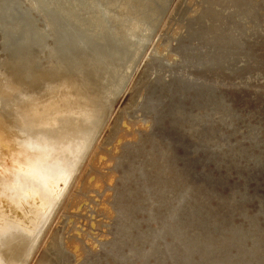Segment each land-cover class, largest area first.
I'll use <instances>...</instances> for the list:
<instances>
[{
	"label": "bare ground",
	"instance_id": "bare-ground-1",
	"mask_svg": "<svg viewBox=\"0 0 264 264\" xmlns=\"http://www.w3.org/2000/svg\"><path fill=\"white\" fill-rule=\"evenodd\" d=\"M167 2H168V0H0V162H2V166H3V177H2L3 198L0 199V217H2L3 227H4L5 234H6L5 243H4V246H3V249H2V256H3V259L6 261V264H34V259H35L36 255L42 249H43L42 250V252H43V258H42V263L41 264H68L67 261H66V259H68L69 253L71 255L73 251H76L74 249H78L77 243L74 242L73 240H70L71 241V244H68L67 245V238L64 237V236H66L65 235V233H66L65 230L67 228V227L65 228V226L63 224V221H61V219L65 217L64 216V210H65L64 208L67 205L66 204L67 203V200L70 199L69 197H71L72 195L76 194L77 189L81 186V184L83 185V181H86V177L88 178V176L83 177V181H82L81 177L83 176L82 175L83 171L85 172V169H87V171H88L90 167L92 168L93 167L92 166V164H93L92 161L93 160H95V161L97 160L96 159L97 158V154H98L97 153V149H99V148H97L98 140H99L101 134L104 132V130L106 128H108L109 125H110V117H111V113H112L113 108H114V104H115L117 98L127 88L128 84L130 82V79H131L133 70H134V68L136 66L137 59L139 57V51L140 50H139V48H136L135 47L136 45L134 43L139 38H141L143 40V39H145L147 37V35L149 34L150 31L148 29V26L144 25V23L145 24L148 23L151 26H154L158 22V20H159V18L161 16L162 7H164ZM21 9L23 10V12H25L28 15V19H27V21H24V23H22L23 20L18 19V15L19 14L16 13V12L20 11ZM252 37H253V35H252ZM231 38L232 37H230V39ZM228 42H229V40H228ZM231 42H233V41H231ZM182 50H184V49H182ZM185 52L187 53V50ZM188 52H189V50H188ZM190 53H191V50H190ZM188 56H189V54H188ZM192 57H193V55H192ZM237 57H238V55H237ZM186 59H188V58H185V60ZM192 60H193V62H196V61H194V59H192ZM251 60H254V59H251ZM258 60L259 61H257V60H255V61L260 62V59H258ZM248 61H249V59H248ZM186 62H187V60H186ZM249 62H247V63H249ZM257 62H256V65H257ZM164 63H156V62L155 63H153V62L152 63H149L148 66L146 67V70L144 72V75L142 76V78L139 81V83L141 81L143 83L144 80H148V83H149L148 87H149L152 83H156L157 84L159 82L161 84V85L159 84L160 87H161V88L159 87L160 89H156L157 87H152L151 86L152 88H154L153 91L158 90L157 92L159 94H160L159 91L164 90L166 87H168L169 90H170V86H171L170 84L171 83L168 84L169 83L168 82L167 84H165L166 82L164 83V81L168 80L167 75L172 74V70L170 69V67L167 68L164 65ZM262 63H264V62H262ZM236 64H239V63H237V61H236ZM193 67H194V65H193ZM234 67L237 69L236 66H234ZM259 67H260V65H259ZM184 68H187V67H184ZM189 68H190V66H189ZM262 68H263V66H262ZM225 70H226V68H225ZM227 70H229V68ZM239 70H240V68H239ZM195 71H196V69H195ZM174 72H175V70H174ZM194 72L192 71V73H194ZM171 78H173V76ZM176 80H178V79H176ZM180 80H182V79H180ZM169 81H170V79H169ZM191 81H192V79H191ZM183 82H184V80H183ZM190 82L186 81L185 82V85L190 86L189 85ZM146 83L144 85H146ZM172 83H174V81ZM156 84L154 86H156ZM246 84H248V83H246ZM193 86H194V83H193ZM254 86L255 85H252V88ZM145 87L146 86H144L143 88H140L139 87L137 89V91L135 92V94L132 96L133 97L132 100L134 101L132 103H134L136 105L137 102H138V104H139V102L145 98V94L148 93V92L145 93V91H146V88ZM187 87L184 86V88H185L184 90H185V94H186V96L184 98L186 100V102L184 104L185 106H183V104H182L183 102L182 101H179V102H182L180 104L183 106V108L186 107V109H187V107L189 105L188 103H190L189 102L190 98H192V97H189V95L186 93V91L188 90V88H190V87H188V88ZM194 87H196V86H194ZM262 87H264V84L262 85ZM178 88L181 89L182 87H179L178 86ZM203 88L206 89L205 86ZM256 88H259V86L256 87ZM171 89H173V87ZM200 89H202V88L200 87ZM169 90H166V91L169 92ZM181 91H183V90H181ZM192 91L190 90L189 93H191ZM157 92H155V93H157ZM164 92L165 91H163V93ZM208 92H206V93H208ZM172 93H174V92L172 91ZM178 93H176V94L174 93L175 94V97H176V95H178ZM154 94L152 96H154ZM162 95H165V94H162ZM162 95H161V97H162ZM157 96H158V99L161 98V97H159L160 95H157ZM173 96L171 94L170 96L167 95L164 98V100L169 99V102L166 100L167 103H169L168 105H167V103H163L162 102L163 100L161 101L163 103V105L166 104L165 106L167 107V109H166L167 111L166 110L164 111V109H163L164 112H161V113L165 114L164 115L165 118L160 117V119L161 118L163 120L168 119V126H169V128H168V130L167 129L163 130L162 129L163 127L162 128H160V127L157 128L158 130H159V128L162 129L163 132L164 131H168L167 133L169 135L168 136L169 139H171L172 137H174L172 131H174V130L177 131L178 130V129H175L176 126L175 127L173 126V122L179 117V116L178 117H173L174 107L177 106V105L173 106L174 103L173 104L171 103V101L173 99H175V98H173ZM180 96H182V95L180 94ZM148 98H150V97H148ZM148 98H146V99H148ZM178 98L176 97V100L177 101H178ZM158 99H156V97H154V101H157L158 102ZM180 99H181V97H180ZM184 99H181V100H184ZM150 100H151V103H148L145 100L144 101L146 103H148L149 106H151V109H154L153 106H154V104L156 102H153V99H151V98H150ZM176 100H174V101H176ZM166 101H164V102H166ZM174 101H172V102H174ZM179 102H178V105H179ZM142 103H143V101H142ZM138 104L135 106V108H137V109H139L138 106H141L142 107V106H144L145 103L144 104H139V105ZM190 104H192V103H190ZM160 105H158V106H160ZM158 106L155 105V107H158ZM145 107L144 108L146 110H149V108H150L149 107L147 109L148 106H145ZM161 108H162V106H161ZM178 108H181V107H178ZM183 108H181V109H183ZM142 109L140 108L139 110H142ZM160 109H158V113L160 112L159 111ZM131 110H133V109H131ZM155 110L156 109H154L153 112ZM188 110H190V108ZM185 111H183V112H185ZM132 112H131V114L133 115L135 112H133V113ZM146 112H149V111H146ZM183 112H181V113H183ZM144 113H145V111H144ZM161 113H159V114H161ZM228 113H230V112L228 111ZM236 113L238 115L240 113V111H239V113L236 111ZM159 114L157 115V114L153 113V115H155L153 118H155V120H156V123H155L156 126H157V123L158 124H161L160 123L161 121L159 119ZM255 114H258V113H255ZM232 115L233 114H231V116ZM240 115H242V114H240ZM258 115H260V114H258ZM187 116H189V115L186 114V117ZM191 116H193V115H191ZM191 116H189V117H191ZM210 116H212V115H210ZM124 117H122V118H124ZM132 117H134V116H132ZM228 117H230V116L228 115ZM257 117H259V116H257ZM126 118H127V116H126ZM126 118H124V119H126ZM174 118H176V119H174ZM193 118H194V116H193ZM234 118H235V116H234ZM145 119L146 118H144V120ZM183 119H181L182 122L185 121V120L183 121ZM185 119H188V118H185ZM157 120H158V122H157ZM178 120H180V119L178 118ZM234 120L236 121V119H234ZM190 121L193 122L194 120L191 119ZM207 121H209V119ZM128 122L129 121L126 122L125 120H122L121 118H119L116 123H117V126H118V124L120 126L122 125V127L123 126L126 127L128 129V131H129L131 128L129 129ZM133 122H135V120ZM139 122H140V120H139ZM220 122H219V124H221ZM143 123H144V121H143ZM151 123H152V121H151ZM163 123H164V121H163ZM163 123H162L161 126H163ZM233 123H232V125H233ZM137 124H138V122L136 120V125ZM184 124H186V123H184ZM225 124L226 123H224V125ZM132 125H134V123ZM234 125L237 126L238 124H234ZM117 126H114V127L111 128V130H110V134L111 135L113 133L115 134V132L116 133L117 132L119 133V128L120 127L117 128ZM184 126H185V128L188 127L186 125H184ZM173 127H174V129H173ZM164 128H166V127L164 126ZM230 128H232V127H230ZM211 129H209V130H211ZM158 130H156V132ZM218 130H217V132H218ZM251 130H252V128H251ZM124 131H125V129H124ZM128 131H127V136H128ZM141 131L143 132V130H141ZM141 131L139 130L138 133L141 132ZM152 131L154 132V129H152ZM176 131H174V132H176ZM222 131L226 132L225 129L222 130ZM227 131H229V130H227ZM233 131L231 129V132H233ZM135 132L136 133L132 134V136H134L135 134H137V131H135ZM149 132H151V131L149 130ZM153 132H152V135H153ZM163 132H160V133H163ZM248 132L250 133V131H248ZM120 133H122L121 136H124V134L126 135V132L123 133V131H122ZM164 133H166V132H164ZM164 133L162 135L165 137L166 134L164 135ZM204 133H206V132L204 131ZM226 133L228 134L229 132H226ZM234 133H235V131H234ZM201 134H203V133L201 132ZM207 134H209V132H207L206 135ZM230 134L232 135V133H230ZM252 134H254V132ZM139 135H137V136L139 137ZM158 135H160V134H154L153 136L155 137V136H158ZM250 135L251 134H249L248 136H250ZM109 136H108V139H109ZM153 136H152V138H153ZM210 136H212V135L210 134ZM134 137H132V138H134ZM138 137L136 139L137 141L139 139ZM144 137H142L143 139L142 138L140 139V141L143 140V143L145 142L144 139H146V140L149 139V138H146V137L144 138ZM225 137H226V135H225ZM225 137H222V138H224L225 141H228V138L226 140ZM257 137L258 136H256V138ZM262 137H263V135H262ZM204 138L205 137L203 136V139ZM206 138H210V137H206ZM172 139H174V138H172ZM248 139H249V137H248ZM250 139H252V137ZM136 140L134 141V143L136 142ZM160 140H161V138H160ZM174 141H176V139ZM177 141H179V140H177ZM105 142H107V141H105ZM131 142H128V143H131ZM248 142H249V140H248ZM253 142H254V140H253ZM146 143H148L149 145L154 144L152 142H151V144H150V142H146ZM170 143H171V141H170ZM172 143H173V140H172ZM233 143H234V141H233ZM254 143H258V142L256 141ZM124 144H126V143L124 142ZM137 144H136V146H137ZM155 144H157V143H155ZM168 144H169V142H168ZM248 144H251V143H248ZM259 144H261L260 141H259ZM262 145H264V144H262ZM103 146H105V145H103ZM134 146H133V148H134ZM157 146H155V147H150L149 146L150 148H152L153 153L151 152L152 153L151 156H153L154 158H153V162L152 161H149V160L148 161L151 162V167L154 170L157 168V164L159 163V159H160V157L157 155V152L159 151V153H160L162 151V150H157L156 149ZM174 146H176V145H174ZM219 146H220V144H219ZM225 146L228 147V144L225 145ZM236 146H237V143H236ZM241 146L243 147L245 145L241 144ZM111 147L113 148L114 146H111ZM145 147H146V144H145ZM170 147H172V145H170ZM177 147H179V146H177ZM102 148L103 147H101V149ZM138 148H139V146H138ZM150 148H148V149H150ZM157 148L159 149V147H157ZM166 148H165V150H166ZM221 148H223V147H221ZM246 148H242V149L245 150ZM103 149H105V148H103ZM121 149H122V147H121ZM136 149H135V151H136ZM139 149H138V151H136V153L137 152L139 153ZM141 149L143 150L144 148L141 147ZM183 149L185 150V147ZM213 149L215 150V148H213ZM225 149H227V148H225ZM231 149H232V145H231ZM255 149H257V148H255ZM112 150L113 149H111V151ZM129 150H131V149H129ZM216 150H217V148H216ZM229 150H228V152H229ZM115 151H117V149H115ZM212 151H210V152H212ZM221 151H223V150H221ZM101 152H102V150H101ZM101 152H99V155H98V158H100L99 161L106 158V157H104V155L107 154V150H106V152L103 151V152H105V153L102 152L103 154H100ZM112 152H111V154H112ZM132 152H131V154H132ZM250 152H252V151H250ZM262 152H264V151H261V155H262ZM121 153H122V150H121ZM166 153H167V151L165 152V154ZM242 153H243V151H242ZM111 154H109V155H111ZM127 154L128 153H126V155H124V156L126 157ZM140 154H138V156H139V157L137 156L138 158L142 157V155L140 156ZM210 154H212V153H210ZM213 154H214V152H213ZM227 154H229V153H227ZM235 154H236V152H235ZM253 154H254L253 152H252V154L250 153L251 156ZM115 155L116 154H114V156ZM147 155H148V153L145 155V158H146ZM172 155L173 156L171 158H174V156L176 157V155H174V153ZM215 155H217V153H215ZM219 155H223V154H219ZM250 155H249V159H250ZM94 156H95V158H94ZM118 156H117V158H118ZM129 156L131 157L130 154H129ZM157 156L159 157V159L157 158ZM163 156L165 157V155H162L161 157H163ZM167 156L169 157L170 155H167ZM243 156H242V158H243ZM121 157H123V156H121ZM132 157H136V155L135 156H132ZM212 157L215 158V156H212ZM244 157H246V156H244ZM253 157H254V155L252 156V158ZM209 158H211V157L209 156ZM123 159L122 160H121V158L119 159L120 162L118 163V165L117 164L116 165L114 164L115 165V168H116V166L117 167H121V170H122V168L124 169V168L129 167L128 170H129V172H131L132 167L135 169V167L138 165V164L137 165L135 164V167H134V165L133 166L132 165L129 166L127 164H129L128 163L129 162L128 160H130V159H128V160L127 159L123 160ZM148 159H149V157H148ZM109 160L110 159H108V161ZM113 160H114V158H113ZM136 160L137 161H135L134 158H133V160L131 159V162L130 163L132 164V161L138 163V160H140V159H136ZM243 160L244 161L242 162V164L245 162V159L244 158H243ZM144 161H145V159H144ZM146 161H147V159H146ZM165 161H166V159H164V162ZM211 161H212V159H211ZM234 161L236 162V160H234ZM251 161H254V160H251ZM262 161H263V159H262ZM149 162H147V163H149ZM167 162H169L168 159H167V161L165 163H167ZM194 162H195V160H194ZM218 162H220V161H218ZM248 162H250V161H248ZM139 163L141 164V162H139ZM165 163H163V164L166 166ZM173 163L171 162V164H173V166H175V162L174 161H173ZM94 164H95V162H94ZM98 164H99V162H98ZM167 164H169V163H167ZM212 164H213V162H212ZM239 164H241V163H239ZM246 164H247V161H246L245 165ZM144 165H146V163ZM148 165L150 166V163ZM148 165H146L144 167H147ZM160 165H158V166H160ZM248 165H250V163ZM259 165H261V164H259ZM141 166L143 167L142 164L140 165V167ZM161 166L158 167V168L159 169L160 168H165V167H161ZM169 166H170V164H169ZM192 166L193 165H191V167ZM214 166H215V164H214ZM237 166H238V164H237ZM256 166L258 167V165H256ZM100 167H101V165H100ZM140 167L137 166L136 168L137 169L138 168L140 169ZM188 167H190V166H187V168ZM243 167H245V166H243ZM260 167L262 168V165ZM217 168H218V166H217ZM217 168H216V170H217ZM102 169H104V168H102ZM112 169H113V167H112ZM137 169H135V170L137 171ZM172 169L175 170V167L172 168ZM245 169H246V167H245ZM262 169H264V168H262ZM125 170H123L121 172L123 173V172H125ZM135 170H133V172H136ZM141 170H143V169H141ZM145 170L147 171L146 168H145ZM220 170H223V169L221 168ZM257 170H261V169L259 168ZM116 171H117V169H116ZM119 171L120 170H118L117 172H119ZM149 171H151V170H149ZM162 171H164V170L162 169ZM173 171H171V172H173ZM249 171H251V170L249 169ZM90 172H91L90 170H89L88 173L86 172L87 175L90 174ZM96 172L98 173L97 168H96ZM96 172L95 173H91V174L96 175ZM139 172L138 173L136 172V173L137 174H140L141 172L140 173ZM164 172H162V173H164ZM167 172H166V174H167ZM175 172H176V170H175ZM144 173H145V175L148 174V173L142 171V174H141L142 177L143 176L145 177V175H143ZM162 173L159 174V173L156 172L155 173V176H156V174L157 175L159 174L160 176H162L163 175ZM168 173H170V172H168ZM113 174H115V173H113ZM135 174H134V176H135ZM101 175H102V173H101ZM101 175H100V177H96L97 178L96 179V182H97L96 184H99V186L101 184L99 182L102 180ZM110 176H111V174H110ZM120 176H122V175H120ZM130 176H132V174ZM160 176H158V177L156 176V177L159 178V180H161ZM123 177H126V175L123 176ZM123 177H122V179H123ZM174 177H175V173H174ZM84 178H85V180H84ZM89 178H90V180L92 179L91 176ZM112 178L113 177L111 176L110 177V180H113ZM133 178L135 179L136 176L133 177ZM143 178L141 180H143ZM130 179L132 180L131 177L129 179H126V180H130ZM170 179H171V177H170ZM133 180H132V182H133ZM141 180L139 182L142 183ZM147 180H148V178L146 179V181ZM163 180H164V178H163ZM165 180H167V179H165ZM137 181L138 180H136L134 182L136 183ZM172 181H174V180H172ZM106 182H105V184L107 186V183ZM109 182L111 183L112 181H109ZM124 182H125V180H124ZM126 182H128V181H126ZM157 182L158 181H156L154 183L151 182L152 184L150 182H148V183H150V185H153L154 184V186H156L155 183H157ZM161 182H158V183L160 184ZM120 183H121V181H120ZM148 183H144L143 182L144 185L145 184H148ZM123 184H125V183H123ZM127 185L129 186L130 184H127ZM139 186L141 187V185H139ZM149 186H147V187H149ZM158 186H160V185H158ZM164 186H166V185H164ZM169 186H167V188ZM143 187H144L143 190H140V191H142V194L141 195H143V196H145V197L148 198V196H146V194H144L145 191L147 193L148 190L145 188L146 186H143ZM128 188H130V186ZM128 188H126V189L128 190ZM134 188H136V187H134ZM137 188H139V187H137ZM155 188L156 187H154V189ZM162 188L163 187H161V192H162ZM108 189H109V187H108ZM131 189H133V188H131ZM150 189H152V188L149 187V190ZM157 189H158V187H157ZM168 189H167V191H168ZM103 190H104V188H103ZM104 191H101V194ZM124 191H126V190L124 189ZM187 191H189L188 192L189 194L192 193V191L190 192V190H186V192ZM96 192H100V190L99 191L96 190ZM122 192H121V194H122ZM127 192L128 191H126V193ZM136 192H137V190H136ZM136 192H130V194L131 193L134 194ZM152 192L153 193H151V190H150V193L152 194L151 197L154 198L155 196H153V195L156 194V193H154L155 191H152ZM184 192H185V190H184ZM238 192H240V191H238ZM123 193H125V192H123ZM158 193H159L160 197L163 195V193L161 195V193H160L159 190H158ZM121 194L118 195L117 200L119 201L118 206H120L121 207L120 209L123 210L122 207H127L128 204L126 205V202L127 201H124L125 203L123 202V200H125L124 198H126V197L123 196L124 194L122 196H120ZM196 194H200L201 195L202 193H196ZM241 194H243V192ZM135 195L136 196H139L140 195V192H139V194L136 193ZM148 195L150 196V194H148ZM109 196H111V195H109ZM125 196H127V198L129 197L127 194ZM177 196H179V195H177ZM73 197H71V198H73ZM79 197H81V196L79 195L78 196V199H79ZM83 197H85V196H83ZM131 197H133V196L131 195ZM131 197H129V198H131ZM157 197L159 198L158 194H157ZM167 197H168V195H167ZM181 197H183V195ZM194 197H195V194H194ZM196 197H198V196H196ZM207 197H208V195H207ZM147 198H144V199H147ZM163 198H165V197H163ZM189 198H190V196H189ZM199 198L200 197H198V199ZM229 198L232 199V197H229ZM241 198H243V196ZM78 199L75 196V200L78 201ZM144 199H142V200L145 201ZM167 199L168 198H166V200ZM180 199H184V197L183 198H180ZM75 200H73V201L75 202ZM134 200H136V199H134ZM140 200H141V198H140ZM225 200H226V198H225ZM236 200H238V199H236ZM240 200H238L237 202L239 203L241 201H244V203H245V200H241V201ZM80 201H81V199L78 201V203H82V201L81 202ZM132 201H133V199H132ZM132 201L131 202L129 201V202L133 204L134 202H132ZM177 201H179V200H177ZM203 201H207V200H202V201L200 200L199 202L203 203ZM235 201H232V202H235ZM69 202H72V199H71V201L69 200ZM138 202H139V200L137 201V203ZM149 202L151 203V200ZM165 202H167V201H165ZM221 202H224V199ZM237 202H235V203L237 204ZM137 203H136V205H137ZM150 203H149V205H150ZM204 203H206V202H204ZM241 203H239V204L241 205ZM167 204L166 205L164 204V207H166ZM172 204H174V203H172ZM180 204L181 203H179V205L177 204V206L180 207ZM185 204H187V203H185ZM195 204H196V202H195ZM219 204H221V203H219ZM230 204H231V206L233 205L232 203H230ZM69 205H70V203H69ZM75 205L76 204L74 203V206ZM124 205H126V206H124ZM149 205L147 204V208H149ZM151 205L154 206L153 204H151ZM157 205L160 207V205L158 203H157ZM202 205L204 206V204H202ZM72 206H73V204H72ZM72 206H71V208H72ZM129 206H130V208H132V205H129ZM158 206H157V208H158ZM168 206L170 207L171 205H168ZM177 206H176V208H178V210H179V207H177ZM224 206H225V204H224ZM231 206H229V207H231ZM233 206L231 208H233ZM154 207H156V206H154ZM174 207L175 206L173 205V209H175ZM227 207H228V205H227ZM71 208H69V209H71ZM147 208L145 210H147ZM157 208H155V209H157ZM203 208L206 209L207 206H204ZM208 208H209V206H208ZM221 208H223V207H221ZM231 208H230V210H231ZM73 209H71L72 210V213H73ZM77 209L78 210H81L79 208V206L77 207ZM135 209H137V208H135ZM153 209L154 208H152L151 209L152 211L151 210L150 211L151 212L155 211V209L154 210ZM173 209H172L171 212H174L175 211V213H176V210L173 211ZM131 210H129V211H131ZM165 210L168 211L167 209H165ZM240 210H241V207L237 211L240 212ZM107 211H106V213H107ZM123 211L121 212V210H120V213L123 214ZM139 211H141V210H139ZM180 211H181V209H180ZM205 211H207V210H204V212ZM225 211H229V209H227ZM76 212H78V211L76 210ZM76 212H75V214H76ZM151 212H149V214ZM199 212H201V211H199ZM199 212H197V214H198L197 218L201 215V214L199 215ZM213 212H216V209L213 210ZM219 212H217V214ZM241 212L243 213V211H241ZM68 213H66V215ZM125 213L126 212H124V214ZM164 213H166V212H163V214ZM182 213L184 214V212H182ZM182 213H181V215H183ZM60 214H61V216H60ZM71 214H70V216H71ZM153 214H154V212H153ZM153 214H152V217L150 216L152 219H154L151 222H154L155 219H156V218H154ZM157 214L155 213L156 216H157ZM171 214L172 213H170V216H171ZM177 214H175V215L177 216ZM194 214H195V212H194ZM206 214L208 215L209 213H206ZM217 214H216V216H217ZM123 215H121V216H123ZM160 215L162 216V214H160ZM178 215H180V212H179ZM202 215H203V210H202ZM222 215H223V213H222ZM222 215H220L221 218H222ZM256 215H253V216L255 217ZM260 215L258 217H260ZM73 216H76V215L73 214ZM121 216H120V218H122ZM127 216L130 217L131 216V213H129V215H126V217ZM176 216H175V218H173L174 216L172 217L173 220L174 219L176 220ZM213 216L211 217L212 219H213ZM220 216H219V218H220ZM240 216H241V214H240ZM242 216H243V214H242ZM66 217L68 218V215ZM124 217H125V215L123 216V219L126 220L125 219L126 217L125 218ZM159 217H158V219H159ZM243 217H245V216H243ZM243 217H242V219H244ZM254 217L253 218L250 217V218L251 219H255ZM258 217L256 216V218H258ZM130 218H131V220H129V221H134L135 220V219L132 220V217H130ZM165 218L166 217L164 216V218L161 217L160 219H165ZM191 218H193V217H191ZM194 218L197 219L196 216H194ZM247 218H248V215H247V217L244 220L246 221ZM261 218H263V217H261ZM261 218L259 219L260 221H262ZM123 219L121 221L122 222H125ZM169 219H170V217H169ZM193 219H191V220L193 221ZM198 219H197V221H198ZM207 219H208V217H207ZM251 219L248 218V221L251 220ZM65 220L67 221L68 219H64V223L66 222ZM256 220H255V222H256ZM263 220H264V218H263ZM167 221H169V220H167ZM197 221L196 222L194 221V223L196 225H197L198 222H201V221H198V222ZM207 221H205V222H207ZM222 221H224V220H222ZM245 221H244V223L247 224V222H245ZM162 222H163V220H162ZM205 222H202L203 223L202 225H204ZM236 222H238V221H236ZM118 223H120V221ZM118 223H115V224H118ZM126 223L124 224V227H125V225H128V223L127 224ZM129 223H131V222H129ZM157 223H158V221H157ZM164 223H166V221ZM173 223L175 224V222H173ZM173 223H170L169 225L171 227H173L174 225H171ZM244 223L242 225H244ZM258 223L260 224L261 222H258ZM258 223H256V224H258ZM132 224H133V222H132ZM158 224H160V223H158ZM176 224H178V223L176 222ZM179 224H181V223H179ZM191 224H192V222H191ZM198 224H200V223H198ZM217 224H218V227H221L220 226L221 224H219V223H217ZM250 224H248V225H250ZM253 224H254V222H253ZM263 224L261 223L260 225H263ZM65 225H67V224L65 223ZM260 225H259V228L258 229L256 228V230H254V232L255 231L257 232L260 229L259 230L260 232L258 234L259 235L262 234V236L264 238V233H262L261 226ZM224 226L225 227L228 226V228H229V225H225L224 224ZM246 226H244V227H246ZM250 226H247V227H250ZM55 227H57V228H55ZM117 227H118V225H117ZM117 227L115 229H118ZM124 227L122 228L119 225V228L120 229L122 228V230L124 229ZM160 227H161V224H160ZM183 227H184V225H183ZM193 227H195V226H193ZM196 227H198V225ZM205 227L207 228V224L206 223H205ZM205 227H204V229H205ZM231 227H232V225H231ZM256 227H258V226H256ZM112 228L114 229V227H112ZM165 228L169 230V228H167L166 226H165ZM177 228L179 230H181L182 232L185 233V237H187L188 234L190 233L188 231H191V230H188V229H187L188 231H184V230H182V227H180L181 229L179 227H177ZM191 228H192V226L190 227V229ZM221 228L223 229L224 227L222 226ZM263 228H264V226H263ZM120 229H118V230H120ZM158 229L160 230L161 228H158ZM163 229L164 228L162 227V230H160V232L163 231L165 234H167ZM170 229H172V228H170ZM222 229H215V230H218L219 233L221 234V231L220 230H222ZM226 229H224V230H226ZM209 230H211V229H209ZM224 230H222V232H224ZM248 230H246L247 233H249ZM169 231H170V234H171L170 236L173 237L174 242L176 243V245L179 246V248L181 250L180 249H176L177 247H175L174 244H172L173 243V240L172 241H169V239L171 240V238L168 239L169 242H172L171 244L169 242H167L165 239H164L165 240V242H164L163 235H162L163 232L162 233H159V231H158L156 233V236L159 233V238H158V236H157V238L163 240L164 245H165V248L162 251L165 253L164 255L166 256V262L164 260L165 259V257H164V258H162L164 260L163 262L161 260H160L161 262L159 261L160 264H162V263L166 264L167 262L169 264H200L201 262L199 263L198 261H195V260L197 258L198 259H201L203 256L202 257L199 256L196 259L194 257V256H196L195 254L200 255V251L201 250L197 246V244L199 245V243H195V245H191L192 241L190 243L187 240L185 241V239H187V238H185V237H184L185 239L182 238L184 236V234H180L178 231H174L173 229L172 230H169ZM229 231L230 230H228V233H229ZM115 232H116V230H115ZM126 232H127V230H126ZM186 232H188L187 233V236H186ZM215 232H214V229H212V233L215 236H217L218 234L216 235ZM231 232H233V230ZM240 232H242V231H240ZM120 233H122V232H120ZM207 233H208L207 235L209 236L210 235L209 234V231H207ZM114 234H116V233H114ZM117 234H119V232ZM125 234L127 235V233H125ZM151 234L152 233H150V235ZM225 234H227V233H225ZM225 234L223 233L222 235H225ZM230 234H232V233H230ZM126 235L123 234L124 237ZM222 235H221V237H222ZM255 235H256V233H255ZM153 236H154V234H153ZM200 236L202 237V235H200ZM204 236L203 237L205 239H203V240H207L205 234H204ZM218 236H220V235H218ZM245 236H248V235L245 234ZM118 237H119V235H118ZM150 237H149V239H151ZM214 237L212 239H214ZM227 237L229 239V236H227ZM146 238H148V235H147ZM154 238L155 237H153L152 239H154ZM198 238L200 239V237H198ZM207 238L211 239L210 236L207 237ZM224 238H226V235L224 236ZM224 238L222 240H225ZM248 238H247V240H249ZM256 238H255V240H252V242L253 241L255 242L256 241ZM258 238H259L258 240H260L261 239V236L258 237ZM119 239H121V238H118L117 240H119ZM158 239L157 240H153L152 241L153 243H151L150 240L148 241L146 239L147 240L146 243L150 242V244L154 246L157 243ZM251 239H253V237ZM251 239H250V241H251ZM114 240L116 242V238L113 239V241ZM126 240H127V238H126ZM136 240L137 239H135V242H136ZM218 240H216L217 244H219ZM222 240H221V242H223ZM111 241L112 240L110 239V242ZM129 241L133 242L132 245L135 243L133 240H129ZM141 241H142V239H141ZM209 241L210 240H208L207 244L209 243ZM233 241H234V238H233ZM262 241H264V240H262ZM119 242H120V240H119ZM131 242H129L130 243V245H129L130 247H131ZM137 242H138V240H137ZM199 242H200V240H199ZM213 242H215V241L213 240ZM227 242H228V244L230 243V245H233L232 240H229V241L227 240L226 243H225V245L227 244ZM236 242L239 243L241 241L237 240ZM254 242L252 243L253 245L252 244H249V246L252 245V247H250L251 248L250 250H252L253 246L256 248V246L258 245V243H256V242L254 244ZM122 243H124V241ZM126 243H127V245L129 244L128 242H126ZM139 243L140 242H138V244L136 243V245H138V247H136V249L137 248L139 249V245H140ZM158 243H160V242H158ZM201 243H202V241L200 242V244ZM259 243H264V242H260L259 241ZM100 244H102V243H100ZM118 244H117V246H118ZM213 244L212 245H209L208 244L206 246V248L208 247L209 249L215 251V248L212 247ZM106 245H109V244H105V245H103V247L104 246L106 248L109 247V246H106ZM220 245L221 244H219V246ZM244 245H246V244H244ZM98 246H99V244H98ZM114 246H116V245L113 244V248H114ZM120 246H121V244H120ZM129 246H128V250L130 251V250H132V247H134V246H132L131 249L129 248ZM249 246L247 245L248 248H249ZM258 246H260V248L261 247L264 248V245L263 246L258 245ZM88 247H90V246H88ZM119 247H118V250H120ZM151 247L148 246L147 248L150 249ZM154 247H157V244ZM202 247H203V244H202ZM240 247H241V245H240ZM242 247H241V249H242ZM98 248H99L100 252H102L101 250H104V252H106L105 251V248L100 249V248H102L100 246ZM98 248H97V250H98ZM113 248L111 247L112 250H109V251H113ZM125 248L126 247H123L124 250H125ZM143 248H145V247H143ZM143 248H142V246H140V249L143 250ZM204 248H205V245H204ZM223 248L224 247L222 246V250H224ZM237 248H236V250H237ZM255 248H253V249L255 250ZM260 248L258 247L259 250H261ZM72 249H73V251L71 252ZM138 249L135 250V248H134V250L136 252H138ZM198 249H199V251H198ZM220 249H219V252L222 251ZM91 250H89V251H91ZM118 250H115V252L118 251ZM142 250H140V251H142ZM144 250H143V252H144ZM153 250H154V248H153ZM155 250H156V248H155ZM203 250L205 251V249H203ZM230 250H231V248H230ZM257 250L254 251L255 255L257 253L256 252ZM263 250H262V252H263ZM109 251L107 250V252H109ZM120 251H122V250H120ZM159 251H160V249L157 252H159ZM207 251H209V250L207 249ZM207 251H205L204 253H206ZM104 252H102V253H104ZM124 252L123 253L121 252V253L124 254V255L127 254L126 251H124ZM130 252H132V251H130ZM241 252L239 251V254ZM244 252L245 253H242L243 254L242 255L243 257L246 256L247 255V252H248V251L246 252V247L244 249ZM250 252L248 253V255H250L249 257L251 258V257H253L254 253H253V250H252V253H250ZM97 253L98 252H96L95 254L93 253V254L96 256ZM148 253L150 255V252L149 251H147V254ZM154 253H152V254L154 255ZM202 253H203V251H202ZM108 254H110V252L107 253L106 255L108 256ZM138 254H140V252L137 253V255ZM141 254H142L141 255V258L142 257L143 258L145 257V259L147 260L148 255L146 253H141ZM206 254H208V252ZM228 254H229V252H228ZM239 254H234V255H239ZM73 255L74 254H72V256ZM92 255L90 257H93ZM98 255H99V253H98ZM102 255H101V257H102ZM115 255H113V256H115ZM146 255H147V258H146ZM261 255H259V256H261ZM74 256H76V255H74ZM74 256H73V258L76 259V257H74ZM138 256L140 257V255H138ZM150 256H152V255H150ZM212 256L213 255H211L209 258H211ZM94 257L91 258V259H94ZM103 257H105V255ZM118 257H121L119 259V261L122 260V262H125V261H123L124 259L122 258V256H118ZM118 257H117V259H118ZM124 257H125V259L128 258V256L126 257V255ZM132 257H133V253H132ZM224 257H226V260L225 261L228 262L229 261V260H227L229 258L228 255L227 256L225 255ZM249 257L247 258V262L248 263H249L250 260L254 259V258L249 259ZM254 257L256 259H258L256 256H254ZM85 258L86 257H84V259ZM143 258H142V260H143ZM150 258L152 260V257H150ZM205 258H207V256ZM209 258H208V260H209ZM221 258H219V261H220ZM223 258H222V260H223ZM70 259H71V257H70ZM109 259H110V257H109ZM112 259L114 261L115 257L112 258ZM128 259L130 260V258H128ZM202 259H204V257ZM238 259H240V258H238ZM248 259H249V261H248ZM260 259H258V260L261 261ZM96 260H99V258L95 259L94 262ZM133 260L137 261L136 263H139L138 262V257H137V260H136V255H135V259H133ZM142 260H140L141 261V264H142ZM151 260L148 258L147 261L149 262ZM240 260H242V259H240ZM245 260L246 259H244V261ZM263 260H264V257H263ZM102 261H103V259H102ZM102 261H100V262H102ZM115 261H116V259H115ZM132 261H130V263H133L134 264L135 262L134 261L132 262ZM201 261H204V260H201ZM217 261H218V259H217ZM217 261H214V262L216 263ZM225 261H223V263ZM94 262H93V264H98V263L100 264V262H95V263ZM104 262L105 261H103V263ZM107 262H108V259H107ZM107 262H105V264H107ZM154 262H156V261L154 260ZM229 262H231V261H229ZM252 262H255V260L254 261L252 260ZM70 263H71V260H70ZM80 263L87 264L88 262L84 263V262H81L80 261ZM126 263H127V259H126ZM144 263L145 264H149V263H146L145 261H144ZM257 263H259V262H256L255 264H257ZM261 263L263 264V262H261ZM261 263H259V264H261ZM128 264H129V262H128ZM150 264H151V262H150ZM156 264H157V262H156ZM240 264H241V262H240ZM252 264H254V263H252Z\"/></svg>",
	"mask_w": 264,
	"mask_h": 264
},
{
	"label": "rangeland",
	"instance_id": "rangeland-1",
	"mask_svg": "<svg viewBox=\"0 0 264 264\" xmlns=\"http://www.w3.org/2000/svg\"><path fill=\"white\" fill-rule=\"evenodd\" d=\"M16 13L19 14L18 15V19L23 20L22 23H24V21H27L28 15L25 12H23L22 9L20 11L16 12ZM144 25L148 26V29H149L150 32H149V34L147 35V37L145 39L142 40L141 38H139L134 43L136 45L135 47L139 48L140 51H139V57L137 59L136 66H135V68L133 70L130 82H129L127 88L125 89V91L117 98V100H116V102L114 104L113 111L111 113L110 125H109L108 128H106L104 130V132L101 134V136H100V138L98 140L97 148H99V149H97V153L98 154L96 153L97 154V158H96L97 160L96 161L95 160L92 161L93 162V164H92L93 167L89 168V170L91 171L90 174L87 175V173L89 172V170L87 171V169H85V172L83 171V173H82L83 176L81 177L82 181H83V177L88 176V178L86 177V181H83V185L81 184V186L77 189L76 194H74L77 197V199H78L79 195L82 197V198L79 197V199H78V201L81 199L82 203H78V201L75 200V196L72 195L71 197L74 196L73 197L74 199L69 197L70 199L67 200V203H66L67 205L64 208L65 209L64 210V216L66 217L68 215V218L64 217V218L61 219V221H63V224H64L65 228L67 227L66 230H65L67 234L65 233L66 236H64V237L67 238V245L71 244L70 240H73L78 245V249H74L76 251H73V249L71 250V252L73 251L72 254L76 255V256L73 255L74 257H76V259H74L72 254L70 255V253H69V255H68L69 256L68 257L69 260L66 259L67 263L68 264H71V263L72 264L73 263L74 264H79L80 261H81V262H84V263L88 262L87 264H93L94 260L99 258V260H96L95 262H100V261H102V259H103V261L107 262V259H108L107 264L108 263L109 264H119V263L120 264H125L126 263V259H127V263L126 264H128V262H129V264H133V263H130V261L135 259V255H136V260H137V257H138V262L141 264L140 260H142V258H143V257L141 258V255H142L141 253H146L147 254V251H149L150 255H152V256H150L149 253L147 255H148V258L150 260H151L150 257H152V260L148 262L147 261L148 260L147 255H146L147 260L145 259V257L143 258V260L146 263H149V264H150V262H151V264H154V263L156 264V262H157V264L158 263L160 264L161 261L163 262L165 260V262H166V256L164 255L165 253L162 250H164V248H165V245H164L165 240L167 242L173 240V237L170 236L171 234H170V231H169V230L173 229L174 231H178L180 234H184V236L182 235L183 236L182 238L183 239L187 238V239H185V241L187 240L190 243L192 241L191 245H195V243H199V245L197 244V246L201 250L200 251V255L195 254L196 256H194V257H195V259L197 257H199V256L200 257H202V256L204 257V259H202L203 258L202 257L201 259L197 258L198 260L197 259L195 260V261H198L199 263L201 262L200 264H202L203 262L205 264H213V263L214 264H218V263L219 264L220 263L221 264H225L227 262V261H225L226 260V257H224L225 255L226 256L228 255V257L230 258L229 259L227 257L228 258L227 260L231 261V262L228 261L227 262L228 264H236V263L240 264V262H241V264H245V263L246 264H252V263L255 264L256 262H259V263L263 262V264H264V260H263V257H264V250L263 249L264 248L263 247L260 248V246H258V245H261V246L264 245V243H259V241L260 242H264V241H262V240H264V238H263L262 234L261 235L258 234L260 232L259 231L260 229L257 232L256 231L254 232V230H256V228L257 229L259 228V225L261 223L262 224L264 223V220H263V218H264V169H262V168H264V165H263L264 164V152H262V155H261V151H264V147H263L264 145H262V144H264V87H262V85L264 84V63H262V62H264V0H168L166 5L164 7H162L161 16H160L158 22L154 26H151L148 23H146V24L144 23ZM252 35H253V37H252ZM230 37H232V38L230 39ZM228 40H229V42H228ZM231 41H233V42H231ZM182 49H184V50H182ZM186 50H187V53L185 52ZM188 50H189V52H188ZM190 50H191V53H190ZM188 54H189V56H188ZM192 55H193L194 58L192 57ZM237 55H238L239 58L237 57ZM185 58H188V59H186L187 62H186ZM257 58L260 59V62H257V61H259ZM192 59H194V61H196V62H193ZM248 59H249L250 62L248 61ZM251 59H254V60H251ZM239 60L240 61L242 60V61L240 62ZM255 60H257V61H255ZM236 61L239 64H236ZM246 61L249 62V63H247ZM152 62L153 63H155V62L156 63H164V65L167 68L170 67V69L172 70V74L167 75L168 80L164 81V83L166 82L165 84H167L168 82H169L168 84L171 83L170 84L171 85L170 86V90H169L168 87L165 88L166 90H169V92L166 91L165 89L159 91L160 94L157 92L158 90L153 91L154 88H152V87H157L156 89H160L161 88L160 87L161 84L159 82L157 84L156 83H152L149 87H148V85H149L148 80H144L145 83L147 82L146 85H144L145 83L143 82L144 83L143 84L142 81L139 83V81L141 80L142 76L144 75L146 67L148 66L149 63H152ZM256 62H257V65H256ZM258 64L260 65V67H259ZM193 65H194V67H193ZM261 65L263 66V68H262ZM189 66H190V68H189ZM234 66H236L238 70ZM184 67H187V68H184ZM225 68H226V70H225ZM228 68H229V70H227ZM239 68H240V70H239ZM195 69H196V71H195ZM174 70H175V72H174ZM192 71L193 72L195 71V72L192 73ZM172 76H173V78L175 76L176 77L173 79V78H171ZM179 78L182 79V80H180ZM169 79H170V81H169ZM176 79H178V80H176ZM191 79H192L193 82L191 81ZM183 80H184V82H183ZM173 81H174V83H172ZM186 81H188V82L191 81L190 84H189L190 86L185 85ZM193 83H194V86H196V87L193 86ZM246 83H248V84H246ZM155 84H156V86H154ZM252 85H255L256 87L259 86V88H256L255 86L252 88ZM144 86H146L145 87L146 88L145 93L146 92H148V93H146L145 94V98L139 102V104H144L145 103L144 106H142V107L138 106L139 109L143 108L142 110H139V109L135 108V106L138 104V102H137L136 105L134 103H132V102H134L132 100V98H133L132 96L135 94V92L137 91V89L139 87L143 88ZM178 86L182 87V88L180 89V88H178ZM184 86L185 87L188 86V87L191 88L190 89V88L187 87L188 90L186 91V93L189 95V97H192V98H190V100L191 99L192 100L191 101L189 100V102L192 103V104L187 102L189 104L187 109H186V107L183 108V106H185L184 104L186 102V100L184 99L185 96H186L185 90H184L185 89ZM204 86H205L206 89L208 88L210 91L208 89L207 90L204 89L203 88ZM172 87H173V89H171ZM200 87L202 89H200ZM181 90H183V91H181ZM190 90L191 91L193 90L192 91L193 93L192 92L189 93ZM163 91H165V92L163 93ZM172 91L175 94L179 92L178 93L179 96L176 95L177 98L179 97L178 101L176 100L175 94L172 93ZM155 92H157V93H155ZM206 92H208L209 94L206 93ZM152 93L153 94L155 93L154 96H152L153 95ZM161 93L165 94V95H162ZM156 94L160 95L159 97H161V95H162V97L158 99V96ZM171 94H172V96L174 95L173 98H175L172 101L176 100L174 102L171 101V103L172 104L174 103L173 106L177 105V106L174 107L173 117H178L179 116L178 118L180 119V120H178V118L177 119L174 118L176 120L173 122V126L174 127L176 126L175 129L179 130V131L177 130L178 132L176 130H174L176 132L172 131L173 132V136H174L172 138H174V139H172V138L169 139V137H168L169 135L167 133L168 131H164L166 133L163 132V130H165V129L168 130L169 126H168V119H165V120L162 119V118H165L164 117L165 114L161 113V112H164L167 109V107L165 106L166 104L163 105V103H167V101L169 102V99H166L167 100L166 101V100H164V98L167 95L170 96ZM180 94L182 96H180ZM148 97L153 99V102H156L154 104V106H153V108L156 109L154 112H153L154 109H151V106H149V104H148V103H151V100ZM154 97H156V99H158V102L154 101ZM180 97H181V99H184V100H181ZM146 98H148V99H146ZM144 100L146 102H148V103H146ZM142 101H143V103H142ZM164 101H166V102H164ZM179 101H182L183 103L179 102ZM178 102H179V105H178ZM180 103H182L183 106ZM168 104L169 103H167V105ZM155 105L156 106L160 105V106L155 107ZM145 106H148L147 109L150 107L149 110H146ZM161 106H162V108H161ZM178 107H181L184 110L181 109V108H178ZM189 108H190V110H188ZM131 109H133V110H131ZM158 109H160L159 113H161L163 116L158 113ZM163 109H164V111H163ZM143 110L145 111V113H144ZM132 111L135 112L134 113L135 115L131 114ZM146 111H149V112H146ZM183 111H185V112H183ZM228 111L230 113H228ZM236 111L238 113L240 111V113L238 114L239 116L237 115ZM181 112H183L184 114L181 113ZM153 113H155L157 115L159 114V119H160V117H162L161 118L162 120L160 119V121H161L160 123L161 124L157 123V126L155 125L156 120H155V118H153L155 116V115H153ZM255 113H258L261 116L258 115V114H255ZM186 114L189 115V116L193 115L194 118H193V116H191V117L187 116L186 117ZM231 114H233V115L231 116ZM240 114H242V115H240ZM210 115H212V116H210ZM228 115L231 118L228 117ZM254 115L256 117L257 116H259V117L256 118ZM126 116H127V118H126ZM132 116H134V117H132ZM234 116H235V118H234ZM122 117H124L126 119H124ZM119 118H121L122 120H125L126 122L127 121L130 122V123L128 122L129 129L131 128L129 130L130 132L128 131V129L126 127H124V126L122 127V125L120 126L118 124V126H117L116 122H117V120ZM144 118H146V119L144 120ZM185 118H188V119H185ZM181 119H183V121L185 120L186 122L185 121L182 122ZM191 119L194 120V121L193 122L190 121ZM208 119H209V121H207ZM234 119H236V121ZM134 120H135V122H133ZM136 120H137V122H138V124L140 126L138 124L136 125ZM139 120H140V122H139ZM143 121H144V123H143ZM151 121H152V123H151ZM163 121H164V123H163ZM157 122H158V120H157ZM219 122L221 124H219ZM133 123H134V125H132ZM162 123H163V126H161ZM184 123H186V124H184ZM224 123H226V124L224 125ZM232 123H233V125H232ZM234 124H238V125L236 126ZM184 125L188 126L190 129L188 127L185 128ZM114 126H117V128L120 127L121 129L119 128V133L117 132L118 134L115 132V134L113 133L111 135L110 134V130ZM164 126L166 128H164ZM158 127H160V128L163 127L162 128L163 130L160 129V128L158 130L157 129ZM174 127H173V129H174ZM230 127H232V128H230ZM123 128L125 129V131H124ZM208 128L209 129L212 128V129L209 130ZM251 128H252L253 131L251 130ZM152 129H154V132L152 131ZM224 129L226 130V132H229V133L227 134L226 132L222 131ZM231 129H232V131L234 130L235 133H234V131L231 132ZM121 130L123 131V133L126 132V135L124 134L125 137L121 136V134H122V133H120V132H122ZM139 130L140 131L143 130V132L141 131V132L138 133ZM149 130L151 132H149ZM156 130H158V131L156 132ZM217 130H218V132H217ZM227 130H229V131H227ZM127 131H128V136H127ZM135 131H137V134H135L134 135L135 137H134V136H132V134L136 133ZM200 131L203 134H201ZM204 131L206 133L209 132V134L206 135V133H204ZM248 131H250V133ZM152 132H153V135L154 134H160L161 136L158 135V136L154 137L152 135ZM160 132H163L164 135L166 134L167 135V136L165 135L166 138L162 135L163 133H160ZM253 132H254V134H252ZM230 133H232V135ZM248 133L251 134L250 136L252 137V139H250L251 137L248 136L249 135ZM210 134L212 136H210ZM261 134L263 135V137H262ZM137 135H139V137ZM143 135L146 138H149L148 140L144 139V141H145L144 143H143V140L140 141V139L142 137H144ZM202 135L205 137L204 139H203ZM225 135H226V137H225ZM108 136H109V139H108ZM152 136H153L154 139L152 138ZM256 136H258V137L256 138ZM132 137H134V138H132ZM137 137L139 138L138 141L136 140ZM206 137H210V138H206ZM222 137H225L226 140L228 138V141H225V139L222 138ZM248 137H249V139H248ZM160 138H161V140H160ZM175 139H176V141H174ZM135 140H136V142L134 143ZM172 140H173V143H172ZM177 140H179V141H177ZM248 140H249V142H248ZM253 140H254V142L257 141L258 143H254ZM105 141H107V142H105ZM127 141L128 142L132 141V142L128 143ZM170 141H171V143H170ZM233 141H234V143H233ZM259 141H260L261 144H259ZM124 142L126 144H124ZM146 142H150V144L152 142L154 144L149 145ZM168 142H169V144H168ZM155 143H157V144H155ZM236 143H237V146H236ZM248 143H251V144H248ZM136 144H137V146H136ZM145 144H146V147H145ZM173 144L176 145V146H174ZM219 144H220V146H219ZM227 144H228V147L225 146ZM241 144H243L245 146L242 147ZM103 145H105V146H103ZM170 145H172V147H170ZM231 145H232V149L236 150V151L235 150L234 151L236 152L237 155L231 149ZM111 146H114V147L112 148ZM133 146H134V148H133ZM138 146H139L140 149H141V147H143L145 150L144 149H143L144 151L142 149L140 150L138 148ZM149 146L150 147L157 146V147H159V149L156 147L157 150H162L161 151L162 153L161 152L159 153V151L157 152V155L160 157V159L157 156V158L159 159V163L157 164V168L155 170L152 169L151 162H149V161L153 162V158H154L153 156H151L153 151H152V148H150ZM177 146H179V147H177ZM101 147H103L105 149H103V148L101 149ZM121 147H122V149H121ZM184 147H185V150L183 149ZM221 147H223V148H221ZM224 147L227 148V149H225ZM148 148H150V149H148ZM165 148H166V150H165ZM213 148H215V150ZM216 148H217V150H216ZM242 148H246V149L243 150ZM255 148H257V149H255ZM111 149H113L112 150L113 152L111 151ZM115 149H117V151H115ZM129 149H131V150H129ZM135 149H136V151H138V149H139V153L138 152L137 153L138 154L141 153L140 156L142 155V157L138 158L139 156L136 153ZM101 150H102V152L103 151L106 152V150H107V154L104 155V157H106L105 159L99 161L100 158H98V155H99V152H101ZM121 150H122V153H121ZM221 150H223V151H221ZM228 150H229V152H228ZM241 150L243 151V153H242ZM166 151H167L166 154L170 155L169 156L170 158L165 154ZM210 151H212V152H210ZM250 151H252L254 153L253 154L254 155L253 158H252L253 155L252 156L250 155V153L252 154V152H250ZM102 152L100 154L105 153V152H103V153ZM111 152H112V154H111ZM125 152L128 153L127 154L128 157L124 156V155H126ZM131 152H132V154H131ZM149 152L150 153L152 152V153L150 154ZM213 152H214V154H213ZM147 153H148V155L145 158V155ZM173 153H174V155H176V157L174 156L175 159L171 158L173 156L172 155ZM210 153H212L213 155L210 154ZM215 153H217V155H215ZM227 153H229V154H227ZM109 154H111V155H109ZM114 154H116L117 156L119 154L120 155L117 158V156L115 155L116 156L115 157ZM129 154L131 155V157L135 156V155H136V157H132L131 158L129 156ZM159 154L161 156L165 155V157L164 156L161 157ZM219 154H223V155H219ZM243 155L246 156V157L248 156V157L246 158ZM249 155H250V159L254 160V161H251L249 159ZM121 156H123V157H121ZM209 156L211 158H209ZM212 156H215L216 159L214 157H212ZM242 156L245 159V162L243 164H242V162L244 160H243ZM112 157L114 158V160H113ZM119 157L121 158V160L123 158H124L123 160L130 159V160H128L129 164H127L129 166L130 165H132V166L134 165V167H135V164L136 165L138 164L137 166L140 167V165L142 164L143 167H144V166L148 165L149 163H150V166L148 165L147 167H144V168L141 166L140 169L139 168L137 169L136 168L137 166H136L135 169H137V171L132 167V169L135 170L137 173L141 169H143V170L140 171L141 173L139 172L140 174H137L136 172H133V170L131 169V172H132L131 173L128 170L129 167L124 168V169L122 168V170H121V167H117L116 166V168H115V165L116 164L118 165V163L120 162V160H119L120 158ZM148 157H149V159H148ZM94 158H95V156H94ZM133 158H134L135 161H137L136 159H140V160H138V163L132 161V164H131L130 162H131V159L133 160ZM108 159H110V160L108 161ZM144 159H145V161H144ZM146 159H147V161H146ZM164 159H166V161L168 159L169 162H167V163H169L170 166H169V164L165 163L166 161L164 162ZM211 159H212V161H211ZM262 159H263V161H262ZM194 160H195V162H194ZM234 160H236V162ZM173 161L175 162V166H173V164H174ZM218 161H220V162H218ZM246 161H247V164L245 165ZM248 161H250V162H248ZM94 162H95V164H94ZM98 162H99V164H98ZM139 162H141V164ZM144 162L146 163V165H144L145 164ZM147 162H149V163H147ZM171 162L173 164H171ZM212 162H213V164H212ZM163 163H165L166 166L168 165L169 167L168 166L166 167ZM239 163H241V164H239ZM249 163H250V165H248ZM214 164H215V166H214ZM237 164H238V166H237ZM259 164L262 165V168L260 167L261 165H259ZM100 165H101V167H100ZM158 165H160L161 167H165V168H160L159 169L158 167H160V166H158ZM191 165H193V166L191 167ZM256 165H258V167ZM187 166H190V167L187 168ZM217 166H218V168H217ZM243 166H245L246 169ZM112 167H113V169H112ZM174 167H175L176 172H175L174 169H172ZM96 168H97L98 173L96 172ZM102 168H104V169H102ZM145 168L147 169L148 172L145 170ZM216 168H217V170H216ZM221 168L223 170H220ZM256 168L257 169L260 168L261 170H257ZM116 169H117V171L118 170H120V171L117 172ZM162 169L165 172L162 171ZM249 169L251 171H249ZM123 170H125V172L122 173L121 171H123ZM149 170H151V171H149ZM142 171L148 173L146 175H145V173L143 174V175H145L146 178L144 176H143L144 178L142 177V175H141ZM161 171L164 172V173H162ZM167 171L170 172V173H168ZM171 171H173L175 173V177H174V173L171 172ZM95 172H96V175L91 174V173H95ZM112 172L115 173V174H113ZM156 172L159 173V174H161V173L163 174L162 176H160L159 174L158 175L156 174L157 177L160 176L161 180H159V178H157L155 176ZM166 172H167V174H166ZM101 173H102V175H101ZM133 173L134 174L136 173L135 174V176H136L135 179L133 178V177H135ZM99 174L101 175L102 180H103V181L101 180L99 182V183H101L100 186H99V184H96L97 183L96 182V179H97L96 177H100ZM110 174L113 177L112 178L113 180H110V177H111ZM119 174L122 175V176H120ZM131 174H132V176H130ZM125 175H126V177H123ZM90 176L92 177L91 180L89 178ZM122 177H123V179H122ZM130 177L132 178V180L134 179L133 182H132L131 179L130 180H126V179H129ZM141 177L143 178V180L144 179L145 180L144 181L141 180L142 179ZM170 177H171V179H170ZM147 178H148V180L146 181ZM163 178H164V180H163ZM165 179H167V180H165ZM84 180H85V178H84ZM124 180H125V182H124ZM136 180H138V181L135 183L134 181H136ZM140 180L142 181V183L139 182ZM155 180L158 181V182H161L162 180L163 181L160 184L158 182L155 183L156 186H154V184L150 185L151 182H153V183L156 182ZM172 180H174V181H172ZM109 181H112V182L110 183ZM120 181H121V183H120ZM126 181H128V182H126ZM105 182L107 183V186L109 187V189L106 186ZM143 182L144 183L150 182V183L144 185ZM123 183H125L126 185L123 184ZM133 183L135 185L136 184L137 185L135 186ZM127 184H130L129 185L130 188H128L129 186ZM139 185H141L142 188ZM158 185H160V186H158ZM164 185H166V186H164ZM143 186H146L145 188L149 191V192L147 191V193L145 191V193H144V194H146V196H148V198L143 196V195H141L142 191H140V190H143V188H144ZM147 186L152 188V189H150L151 193H153L152 191H155L154 193H156V194L153 195V196H155L154 197L155 199L151 197L152 194L150 193L149 187H147ZM167 186H169L168 187L169 189L167 188ZM134 187H136V188H134ZM137 187H139V188H137ZM154 187H156V188L154 189ZM157 187H158V189H157ZM161 187L164 188V189L162 188V192H161ZM103 188H104L105 191L103 190ZM126 188H128V190ZM131 188H133V189H131ZM124 189L126 191H128V192L126 193V191H124ZM135 189L137 190V192H136ZM167 189H168V191H167ZM96 190L97 191L100 190V192H96ZM158 190L160 191L161 195L163 193L164 196L163 195L162 196L165 197V198H163L162 196L160 197V195L158 193ZM184 190H185V192H184ZM186 190H190V192L192 191V193H191L192 195L188 193L189 191L186 192ZM101 191H104V192H102L103 195L101 194ZM122 191L125 192L129 197H131V195H132L133 197H131V198L133 199V201L129 197H128L129 198L128 199L127 196H125L126 194L123 193ZM238 191H240V192H238ZM121 192H122V194H121ZM130 192H136L138 194L140 192V195H139L140 197L136 196L135 195L136 193H134V194L131 193L130 194ZM242 192H243V194H241ZM196 193H202V194L200 195V194H196ZM119 194H121L120 196H122L124 194L123 196L126 197V198H124L125 200H123V202L127 201L126 205L128 204L127 205L128 208L127 207H122L123 210L125 209L124 211L122 209H120L121 208L120 206H118L119 201L117 200V197H118ZM148 194H150V196ZM157 194H158L159 198L157 197ZM181 194L183 195L184 199H180V198H183V197H181L182 196ZM194 194H195V197H194ZM109 195H111V196H109ZM167 195H168V197H167ZM177 195H179V196H177ZM207 195H208V197H207ZM83 196H85V197H83ZM189 196H190V198H189ZM196 196H198L200 198L198 199V197H196ZM242 196H243V198H241ZM143 197L147 198V199H144ZM229 197H232V199H230ZM140 198H141V200L144 199L145 201H143V200L141 201ZM166 198H168V199L166 200ZM225 198H226V200H225ZM71 199H72V202H69V200L71 201ZM134 199H136V200H134ZM223 199H224V202H221V201H223ZM236 199L245 200V203H244V201L240 200L242 202V203L239 202V203H241V205H240L237 202L238 200H236ZM73 200H75V202ZM138 200H139V202L137 203ZM148 200L149 201L151 200V203ZM177 200H179L180 202L177 201ZM200 200L201 201L202 200H207V201H203V203H201V202H199ZM231 200L232 201L236 200L235 202H237L238 205L235 202H232ZM129 201L130 202L132 201L134 203L132 204ZM165 201H167V202H165ZM184 202L187 203V204H185ZM195 202H196V204H195ZM204 202H206L208 205L206 203H204ZM69 203H70V205H69ZM74 203L76 204L75 206H74ZM136 203H137L138 206L136 205ZM149 203H150V205H149ZM157 203L160 205L161 208L157 205ZM172 203H174V204H172ZM179 203H181L180 207L177 206V204L179 205ZM219 203H221V204H219ZM223 203L225 204V206H224ZM230 203H232L234 205V206L232 205L233 208H231L232 206H231ZM72 204H73V206H72ZM147 204L149 205L150 209L147 208ZM151 204H153L156 207L152 206ZM164 204L165 205L167 204V206L164 207ZM202 204H204V206H207V208L206 209L203 208L204 206ZM126 205H124V206H126ZM129 205H132V208H130ZM168 205H171V206L169 207ZM173 205L175 206L174 207L175 209H173ZM227 205H228V207L229 206H231V207L228 208ZM71 206H72V208H71ZM78 206H79V208L81 210L77 209ZM157 206H158V208H157ZM176 206L179 207V210H178V208H176ZM208 206H209V208H208ZM151 207L154 208V209L157 208V209H155L156 212L153 211L154 214H153V212H151L152 211ZM221 207H223V208H221ZM240 207H241L240 212L243 211V213L242 212L240 213V212L237 211V210L240 209ZM69 208H71V209L74 208L75 209V210L73 209V213H72V210L69 209ZM135 208H137L138 210L135 209ZM146 208H147V210H145ZM171 208L173 209V211L176 210V213H175V211L171 212L172 211ZM230 208H231V210H230ZM119 209L121 210V212L123 211V214H124V212H126L124 214L125 217H126V215H129V213H131L130 217H132V220L135 219L134 221L135 222L137 221V222L135 223L134 221H129V220H131V218L128 217V216H127L128 218L124 217L126 219V220H124L123 219L124 215L122 213H120ZM165 209H167L168 211H166ZM180 209H181V211H180ZM201 209L203 210V215H202V210ZM215 209H216V212H213V210H215ZM224 209L225 210L229 209V211H225ZM76 210L78 212H76ZM129 210H131V211H129ZM139 210H141V211H139ZM204 210H207L208 212L207 211L204 212ZM106 211H107L108 214L106 213ZM199 211H201V212H199ZM75 212H76V214H75ZM149 212H151L153 214L154 218H156L155 221H154L156 224L154 222H151L154 219L151 218L152 214L150 213L151 214L150 215ZM163 212H166L169 216L166 213L163 214ZM169 212L172 213L171 216H170ZM179 212H180V215H178ZM182 212H184V214ZM194 212H195V214H194ZM197 212H199V215L200 214L202 215V216L201 215L199 216L200 218L198 217L199 219L197 218V216H198ZM217 212H219V213L217 214ZM66 213H68V214L66 215ZM155 213L156 214L158 213L157 216L158 217L160 216L159 219L155 215ZM181 213L183 215H181ZM206 213H209V214L207 215ZM222 213H223V215H222ZM257 213L258 214L260 213L262 216L259 214L260 217H258L259 215ZM61 214H60V216H61ZM70 214H71V216H70ZM73 214L76 215V216H73ZM160 214H162V216ZM175 214H177L178 217ZM216 214H217V216H216ZM240 214H241V216H242V214H243V216H245V217L242 216L244 219L247 217V215H248V218L251 219V218L254 217L253 215H256V214H257L256 216L258 218H256V216H255L254 217L255 219H251L252 221L251 220L248 221V218L245 221L244 219H242ZM119 215L120 216L123 215V216H121L122 218H120ZM163 215L166 218L165 219H160L161 217L164 218ZM220 215H222V218H221ZM175 216H176V220L174 219L175 220L174 221L173 218H175ZM194 216H196L198 221H201V222H198L197 219L194 218ZM206 216L208 217V219H207ZM212 216H213L214 220L211 218ZM219 216L224 221H222L219 218ZM169 217H170L171 220L169 219ZM191 217H193L194 219L191 218ZM261 217H263V218H261ZM260 218L262 219V221L259 220ZM64 219H68L67 221L65 220L66 221L65 223L67 225H65ZM122 219L125 222H122L121 221ZM166 219L169 220V221H167ZM191 219H193V221ZM156 220L158 221V223L161 224V227H160V224H158ZM162 220H163V222H162ZM243 220L245 222H247V224H245ZM255 220H256V222H255ZM119 221H120V223H118ZM165 221H166V223H164ZM194 221L195 222L197 221L198 223H200V224L197 223L198 227H196L197 225L194 223ZM205 221H207V222H205ZM236 221H238L239 223L236 222ZM126 222L128 223V225H125V227H124V224ZM129 222H131V223H129ZM132 222H133V224H132ZM173 222H175V224ZM176 222L178 224H176ZM191 222H192V224H191ZM202 222H205L207 224V228L205 227V223H204V225H202L203 224ZM253 222H254V224H253ZM258 222H261V223L259 224ZM115 223H118V224H115ZM170 223H173L171 225H174L173 227L175 229L169 225ZM179 223H181L182 225L179 224ZM217 223L221 224L220 226L221 227L223 226L224 228L222 229L221 227H218ZM243 223H244V225H242ZM256 223H258V224H256ZM224 224L225 225H229V228H228V226L225 227ZM248 224H250L251 226L248 225ZM114 225L116 227L118 225V227H117L118 229H120L119 225L122 228L124 227V229L123 230H122V228L120 230L115 229L116 227ZM183 225H184V227H183ZM231 225H232V227H231ZM246 225L250 226L251 228L247 227ZM165 226L167 228H169V230L166 229ZM176 226L179 227V228L182 227V230H184V231L191 230V231H188V232H190L189 233L190 235L188 234V236H187L188 232H186V236L187 237H185V233L182 232L181 230H179ZM191 226H192V228L190 229ZM193 226H195L197 229L195 227H193ZM244 226H246V227H244ZM256 226H258V227H256ZM260 226H261L262 233H264V231H263L264 230V228H263L264 224L260 225ZM112 227H114L116 232H115V230ZM162 227L164 228L163 230L167 234H165L163 231L160 232V230H162ZM204 227H205V229H204ZM55 228H57V227H55ZM158 228H161V229L159 230ZM170 228H172V229H170ZM208 228L211 229V230H209ZM212 229H214V232L216 231L215 232L216 235L218 234L220 236H218V235H217L218 237L215 236L212 233ZM215 229H222V230L226 229L227 231L224 230V232H222V230H220L221 231V234H220L219 231L215 230ZM126 230H127V232H126ZM206 230L209 231V234H210L209 236L211 237V239L207 238L209 236L207 235L208 233H207ZM228 230H230L229 233H228ZM232 230H233V232H231ZM246 230H248L249 233H247ZM158 231H159V233L163 232L162 235H163V240L165 239L164 242H163V240L158 239L159 238V233L157 234V236H158V238H157L156 233ZM240 231H242V232H240ZM118 232H119V234H117ZM120 232H122L124 235H126L125 233H127V235L129 237L127 235L124 237L123 234L120 233ZM114 233H116V234H114ZM150 233H152V234L150 235ZM223 233L224 234L227 233V234H225L226 238H224L225 235H222ZM230 233H232V234H230ZM255 233H256V235H255ZM153 234H154V236H153ZM204 234L206 235V239L207 240H203V239H205L204 238L205 237ZM245 234H247L248 236H245ZM118 235H119V237H118ZM147 235H148V238H146ZM200 235H202V237ZM221 235H222V237L225 240H222L223 238L221 237ZM212 236L213 237L215 236L214 239H212L213 238ZM227 236H229V239H228ZM260 236H261V239L258 240L259 239L258 237H260ZM149 237L151 239L153 237H155V238L151 240V239H149ZM198 237H200V239ZM250 237L251 238L253 237V239H251ZM112 238L113 239L116 238V242L117 241L118 242L116 243L115 240L113 241ZM118 238L122 239V240L119 239L121 243L119 242V240H117ZM126 238H127V240H126ZM169 238H171V240ZM233 238H234V241H233ZM247 238L249 240H247ZM255 238H256L255 242L258 243V245L256 246V248L253 246V248H255V250H257L258 247H259L261 250L258 249L256 251L257 253L255 255V253H254L255 250L252 248L254 255L252 254L253 257L250 258L249 257L250 255H248V253L250 251H251L250 253H252V250H250L251 249L250 247H252V245H253L252 243L254 242V241L252 242V240H255ZM110 239L112 240L111 242H110ZM135 239H137L138 242H140L139 243L140 244L139 245V249L137 248L138 252L135 251V250H137L136 247H138V245H136V243L138 244V242H137V240L135 242ZM141 239H142V241H141ZM146 239L148 241L150 240L151 243H153L152 242L153 240H157L158 239V241L156 243L157 247H154V246H156V244L153 246V245L150 244V242L146 243V241H147ZM168 239H169V241H168ZM215 239L216 240L219 239L218 242H219V244H221L220 245L221 247L219 246V244H217ZM236 239L241 241V242L237 243ZM250 239H251V241H250ZM129 240H133L135 243L132 245L133 242H131ZM199 240H200V242L202 241L201 244H200ZM208 240H210L209 243H208L209 245H212L213 243L214 244L216 243L215 245L213 244V246H212L213 248H215V251L209 249L208 247L206 248V246L208 245L207 244ZM213 240L215 242H213ZM221 240L223 242H221ZM227 240L228 241L232 240V243H233V245H230V243L228 244V242H227L226 245L229 248L225 245ZM123 241H124V243L126 245H127L126 242H128V243L131 242V247L134 246V247H132V250H130L132 252H130L128 250V246L130 245V243L126 246L124 243H122ZM158 242H160L161 244L158 243ZM255 242H254V244H255ZM100 243H102V244H100ZM169 243L171 244L172 242H169ZM98 244H99L100 247H102L100 249L105 248L106 252H107V250L108 251L112 250L111 247L113 248V244L116 245V246H114L113 251H109L110 254L112 253L113 255H115V254L116 255L113 256L112 254L111 255L108 254V256L110 257V259H109V257L106 255L109 252L106 253V252H104V250H101L104 253L100 252V250L98 248L99 247ZM105 244H109V245H106V246H109V247H107V248L105 246L103 247V245H105ZM117 244H118V246H117ZM120 244H121V246H120ZM172 244H174V246L177 247L176 249H180L179 246L176 245L174 240H173ZM202 244H203V247H202ZM244 244H246V245H244ZM249 244H252V245L249 246ZM204 245H205V248H204ZM240 245H241V247L243 246L242 249H241ZM247 245L249 246V248L247 247ZM88 246H90L91 248L88 247ZM140 246H142V248L145 247V248H143V250L145 249L144 252H143L142 249H140ZM148 246L149 247L152 246L151 247L152 249L151 248L150 249L147 248ZM222 246L224 247L223 248L224 250H222ZM244 246L246 247V252L248 251L247 255H246L247 257L244 256L245 258L242 256L243 255L242 253H245L244 252V249H245ZM118 247L122 251L118 250ZM123 247H126L125 250L123 249ZM131 247L129 246L130 249H131ZM97 248H98V250H97ZM134 248H135V250H134ZM153 248H154V250H153ZM155 248H156V250H155ZM230 248H231V250H230ZM236 248H237L238 251L236 250ZM114 249L118 250V251L115 252ZM159 249H160V251L157 252ZM199 249H198V251H199ZM203 249H205V251H207V249H208L209 250V251H207L208 254H206L207 252L204 253L205 251ZM219 249L222 250V251L219 252ZM42 250L40 252H38V254L36 255V257L34 259V264H41L42 263V258H43ZM89 250H91V251H89ZM123 250L126 251L127 254H125V255H126V257L128 256V258H130V260L128 258L125 259V257H124L125 255L122 254L124 252ZM140 250H142V251H140ZM262 250H263V252H262ZM202 251H203V253H202ZM239 251L240 252L242 251V252L239 254ZM96 252H98L100 256L98 255V253L95 256L94 254ZM139 252H140V254H138V255H140V257L137 255V253H139ZM151 252L154 253V255ZM228 252H229V254H228ZM132 253H133V257H132ZM210 254L213 255L211 257L213 260L211 258H209L211 256ZM234 254H239V255H234ZM91 255L93 257L95 256L94 259H91V258H93V257H90ZM101 255H102V257H101ZM104 255H105V257H103ZM259 255H261L262 257L259 256ZM83 256L86 257L88 260L86 258L84 259ZM118 256H122V258L124 259L123 261H125V262H122V260L119 261V259L121 257H118ZM206 256H207V258H205ZM254 256H256L258 259L261 258L260 259L261 261L256 259ZM70 257H71V259H70ZM111 257L112 258L115 257L117 262L115 261V259L113 261V259ZM117 257H118V259H117ZM164 257H165V259L163 260L162 258H164ZM221 257L222 258L224 257L225 259L223 258V260H222ZM248 257H249V259L254 258L252 260L253 261L255 260V262H252V260L249 261V259H248V261H249V263H248L247 262V258ZM208 258H209L210 261L208 260ZM216 258L218 259V261H217ZM219 258H221L220 261H219ZM238 258H240L242 260H240ZM244 259H246V260L244 261ZM70 260H71V263H70ZM143 260H142V264L144 263ZM154 260L156 262H154ZM201 260H204V261H201ZM103 261L100 262V264H105V262L103 263ZM133 261L135 262L134 264H139V263H136L137 261H135V260H133ZM214 261H217V262L215 263ZM223 261H225V262L223 263ZM259 263H257V264H259ZM80 264H82V263H80ZM162 264H164V263H162ZM166 264H169V263L167 262Z\"/></svg>",
	"mask_w": 264,
	"mask_h": 264
},
{
	"label": "snow or ice",
	"instance_id": "snow-or-ice-1",
	"mask_svg": "<svg viewBox=\"0 0 264 264\" xmlns=\"http://www.w3.org/2000/svg\"><path fill=\"white\" fill-rule=\"evenodd\" d=\"M2 177H3V166L2 162H0V199L3 198V188H2ZM6 234L3 227V220L0 217V264H6V261L2 256V249L5 243Z\"/></svg>",
	"mask_w": 264,
	"mask_h": 264
}]
</instances>
